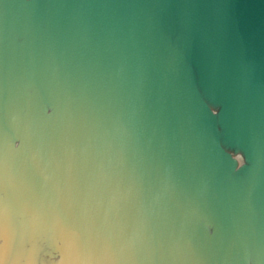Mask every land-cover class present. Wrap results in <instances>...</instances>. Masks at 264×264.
<instances>
[{"label": "water", "instance_id": "95a60500", "mask_svg": "<svg viewBox=\"0 0 264 264\" xmlns=\"http://www.w3.org/2000/svg\"><path fill=\"white\" fill-rule=\"evenodd\" d=\"M0 264H264V0H0Z\"/></svg>", "mask_w": 264, "mask_h": 264}, {"label": "clouds", "instance_id": "9594fccd", "mask_svg": "<svg viewBox=\"0 0 264 264\" xmlns=\"http://www.w3.org/2000/svg\"><path fill=\"white\" fill-rule=\"evenodd\" d=\"M240 166H243V160H242V158L240 160Z\"/></svg>", "mask_w": 264, "mask_h": 264}]
</instances>
